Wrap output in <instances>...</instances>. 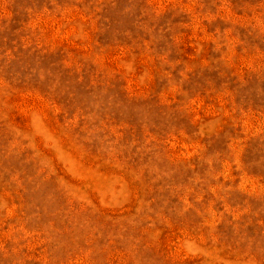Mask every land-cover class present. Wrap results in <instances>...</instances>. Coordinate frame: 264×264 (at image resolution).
I'll return each mask as SVG.
<instances>
[{"label":"rangeland","instance_id":"1","mask_svg":"<svg viewBox=\"0 0 264 264\" xmlns=\"http://www.w3.org/2000/svg\"><path fill=\"white\" fill-rule=\"evenodd\" d=\"M0 264H264V0H0Z\"/></svg>","mask_w":264,"mask_h":264}]
</instances>
